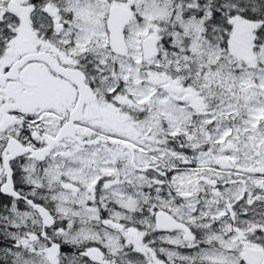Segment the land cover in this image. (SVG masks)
Returning <instances> with one entry per match:
<instances>
[{
	"label": "snow or ice",
	"instance_id": "6c2138e0",
	"mask_svg": "<svg viewBox=\"0 0 264 264\" xmlns=\"http://www.w3.org/2000/svg\"><path fill=\"white\" fill-rule=\"evenodd\" d=\"M0 264H264V0H0Z\"/></svg>",
	"mask_w": 264,
	"mask_h": 264
}]
</instances>
